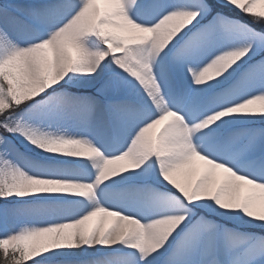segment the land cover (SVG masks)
Listing matches in <instances>:
<instances>
[{"label":"snow or ice","instance_id":"snow-or-ice-1","mask_svg":"<svg viewBox=\"0 0 264 264\" xmlns=\"http://www.w3.org/2000/svg\"><path fill=\"white\" fill-rule=\"evenodd\" d=\"M262 102L264 0H2L0 264H264Z\"/></svg>","mask_w":264,"mask_h":264},{"label":"rangeland","instance_id":"rangeland-1","mask_svg":"<svg viewBox=\"0 0 264 264\" xmlns=\"http://www.w3.org/2000/svg\"><path fill=\"white\" fill-rule=\"evenodd\" d=\"M219 3H222V0H216ZM2 2V0H0ZM101 7L104 5L101 4ZM261 5H257V10H260ZM191 78H189L190 80ZM255 107H259V102H257V105ZM226 119H231L233 121V124L235 127H264V114L258 115V114H236L232 117L226 118ZM25 147L21 148V151L25 153L29 157V159L32 160H37L38 162L43 163V159L36 155L40 153V150L38 148H33L30 144L27 143V141L24 142ZM51 154L44 153L43 156H48ZM205 172H210L211 177L214 181L217 183L222 181L225 177V174L220 172L219 170H210L208 166L204 164L203 161H199L198 159H195L191 165L188 166V169L186 170V174L181 175L179 178L186 181V182H191L194 181L196 176L199 174H203ZM154 178L149 176L145 179L135 181L134 183L137 184H144L149 182V184H152L153 187H155V183L153 182ZM252 194L254 195L253 199V208L256 212H261L264 211V204L261 203L259 199V190H251ZM249 194V190L245 189L241 195H246ZM21 198H17L15 196L9 197L6 200L1 199L3 202L0 205V208H2L3 212H5V209L11 210L13 209L17 201L20 200ZM25 200H32L34 198L32 197H26L22 198ZM106 200L112 201L117 206L119 205H125L126 207H135L136 202L141 199V197L138 194H132V193H127V192H122V191H109L106 193ZM4 215V213H3ZM100 217L99 215L97 217H93L90 219L88 222H86V227L87 228H92L96 226L99 223ZM228 226L231 227L232 223L229 222ZM105 227H107V224H105ZM259 227V222H254L252 225L247 226L248 230H256ZM128 246L122 245V244H117L112 246L110 249L105 250V254L112 255V256H118L119 252L117 250L120 249H126L127 250ZM73 252H79V249H74L72 250ZM92 251V250H89Z\"/></svg>","mask_w":264,"mask_h":264},{"label":"trees","instance_id":"trees-1","mask_svg":"<svg viewBox=\"0 0 264 264\" xmlns=\"http://www.w3.org/2000/svg\"><path fill=\"white\" fill-rule=\"evenodd\" d=\"M214 3H217V4H221L219 2H217L216 0H213ZM225 15H228V12L227 10H225ZM2 200L0 199V205L2 204ZM0 215L2 216L3 215V211H2V208H0Z\"/></svg>","mask_w":264,"mask_h":264},{"label":"bare ground","instance_id":"bare-ground-1","mask_svg":"<svg viewBox=\"0 0 264 264\" xmlns=\"http://www.w3.org/2000/svg\"><path fill=\"white\" fill-rule=\"evenodd\" d=\"M124 250H126V249H124Z\"/></svg>","mask_w":264,"mask_h":264},{"label":"clouds","instance_id":"clouds-1","mask_svg":"<svg viewBox=\"0 0 264 264\" xmlns=\"http://www.w3.org/2000/svg\"><path fill=\"white\" fill-rule=\"evenodd\" d=\"M262 103H264V102H262Z\"/></svg>","mask_w":264,"mask_h":264}]
</instances>
